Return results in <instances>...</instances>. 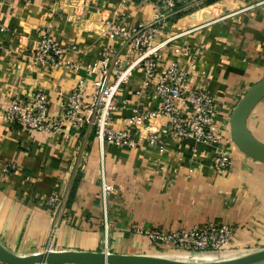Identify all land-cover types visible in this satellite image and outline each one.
Instances as JSON below:
<instances>
[{"label":"crops","instance_id":"crops-1","mask_svg":"<svg viewBox=\"0 0 264 264\" xmlns=\"http://www.w3.org/2000/svg\"><path fill=\"white\" fill-rule=\"evenodd\" d=\"M71 2L0 0V242L20 254L106 246L114 252L153 254L158 246L131 230L130 223L171 229L229 221L235 225L229 251L253 250L248 246L264 224V162L246 156L234 143L232 165L220 173L211 164L214 146L193 138H170L160 152L146 141L123 149L101 145L90 128L74 132L67 127L68 134L49 135L4 120L1 113L14 94L37 89L47 93L49 110L57 113L76 82L62 66L27 62L25 53L41 32L74 44L65 58L84 63L104 48L107 20L136 24L152 16L149 3L77 0L80 10L72 14ZM260 3L264 0H179L177 15L155 38L172 37L160 48L161 64L176 56L190 84H206L217 100L216 117L227 123L241 94L264 75ZM175 46L190 51L173 54ZM141 77V69H135L119 97L135 101ZM140 99L147 107L156 104L147 89ZM127 114L124 107L117 109L113 125H125ZM247 125L264 141V96ZM8 162L15 166L5 171ZM103 181L109 185L105 191ZM53 194L58 197L54 211ZM211 253L205 254L216 255Z\"/></svg>","mask_w":264,"mask_h":264},{"label":"built area","instance_id":"built-area-1","mask_svg":"<svg viewBox=\"0 0 264 264\" xmlns=\"http://www.w3.org/2000/svg\"><path fill=\"white\" fill-rule=\"evenodd\" d=\"M20 1L26 5L33 2ZM129 1L151 4L152 16L136 24H128L124 18L107 20L103 34L106 44L92 61L80 63L77 59L65 58V50L75 45H64L51 33L41 32L34 46L25 53L27 62L49 68L62 66L73 73L76 82L64 94L57 113L49 110L47 93L37 89L27 95L14 94L6 103L2 117L11 124L49 135L90 128L101 145L109 142L123 149L146 141L160 152L170 138H193L214 146L211 164L216 171L226 173L232 165L233 142L229 124L216 117V98L205 83H189L187 71L176 56L166 58L164 64L160 62V48L172 37L159 41L155 38L161 27L177 13L179 0H121V4L127 5ZM189 51L181 46L171 49L173 54H187ZM137 68L141 69L142 77L137 80L133 91L136 100L119 97ZM146 89L155 95V106L141 105L140 98ZM121 106L128 110V114L126 124L117 127L112 120L114 112ZM14 166L13 162H8L4 170ZM108 188L104 182L103 190ZM56 199L57 196L50 197L49 201ZM129 228L168 251L206 250L220 255L229 254L228 244L235 232V225L229 221L171 229L144 227L132 222Z\"/></svg>","mask_w":264,"mask_h":264},{"label":"water","instance_id":"water-1","mask_svg":"<svg viewBox=\"0 0 264 264\" xmlns=\"http://www.w3.org/2000/svg\"><path fill=\"white\" fill-rule=\"evenodd\" d=\"M264 96V75L253 81L233 105L229 114V134L234 145L246 156L264 162V141L247 125V118ZM231 254V255H230ZM216 258L183 259L147 253H123L108 249H52L20 254L0 242V261L5 264H253L264 260V247L230 253Z\"/></svg>","mask_w":264,"mask_h":264},{"label":"rangeland","instance_id":"rangeland-1","mask_svg":"<svg viewBox=\"0 0 264 264\" xmlns=\"http://www.w3.org/2000/svg\"><path fill=\"white\" fill-rule=\"evenodd\" d=\"M71 1L70 2L72 4L68 5L71 8H69L68 10L72 11V14H78L81 5L77 2V0H71ZM246 1L248 2L250 0H246ZM260 1H263V0H260ZM68 2H69L68 0H62V3H64V4L65 3L67 4ZM27 5H29V4H27ZM258 5L262 6V5H264V3H260ZM261 75L263 76V73ZM54 196H57V194H53L51 197H54ZM57 201H58V197H57L56 200H53L52 202L49 201L51 203V205H52L53 211H54V208L56 206ZM154 243L158 246V248L154 249V251H153V254H155V255L173 256V257H180V258H183V259H199V258L200 259H204L205 257H206L205 259H207V258H216V257L222 256V255L218 254V252H216V253L214 252L213 253L212 251H206V250L198 251V250H190V249H188V250L168 251V250L160 247L158 243H156V242H154ZM248 247H250V249H259V248L264 247V224L262 226H260L259 235H257L256 239H252L251 244H249ZM228 248H231L229 244H228ZM209 252H212L211 254H216V255H214V256H212V255L206 256L205 253H209ZM222 253H225V250L222 251ZM230 253L231 252H229V254ZM237 253H240V252H237ZM229 254H227V255H229ZM203 255H205V256H203ZM0 264H5V263L1 262ZM253 264H264V260H260L258 262L253 263Z\"/></svg>","mask_w":264,"mask_h":264},{"label":"bare ground","instance_id":"bare-ground-1","mask_svg":"<svg viewBox=\"0 0 264 264\" xmlns=\"http://www.w3.org/2000/svg\"><path fill=\"white\" fill-rule=\"evenodd\" d=\"M68 264H83V263H79V262H71V263H68Z\"/></svg>","mask_w":264,"mask_h":264},{"label":"trees","instance_id":"trees-1","mask_svg":"<svg viewBox=\"0 0 264 264\" xmlns=\"http://www.w3.org/2000/svg\"><path fill=\"white\" fill-rule=\"evenodd\" d=\"M177 9H178V4H177ZM176 15H177V14H175L174 17H175ZM174 17H173V18H174ZM173 18H172V19H173Z\"/></svg>","mask_w":264,"mask_h":264}]
</instances>
